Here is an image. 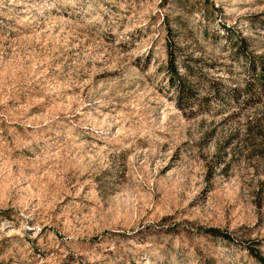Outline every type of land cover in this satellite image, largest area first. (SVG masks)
I'll list each match as a JSON object with an SVG mask.
<instances>
[{
	"label": "rangeland",
	"instance_id": "obj_1",
	"mask_svg": "<svg viewBox=\"0 0 264 264\" xmlns=\"http://www.w3.org/2000/svg\"><path fill=\"white\" fill-rule=\"evenodd\" d=\"M263 68L264 0H0V264H264Z\"/></svg>",
	"mask_w": 264,
	"mask_h": 264
},
{
	"label": "trees",
	"instance_id": "obj_2",
	"mask_svg": "<svg viewBox=\"0 0 264 264\" xmlns=\"http://www.w3.org/2000/svg\"><path fill=\"white\" fill-rule=\"evenodd\" d=\"M240 43L242 44L243 40H240ZM173 52H174L173 47H168V49H167V54H168L167 70H168V73L170 75L169 76L170 84L177 88V92L179 93V100L180 101H181V99H184L186 94L188 95L187 98H192L191 93L188 91V89H186V87L180 81L179 72L177 70L176 64H174V61L176 58H175V55H173ZM249 66H250L249 68L254 72L257 69V67H255L254 64L250 63ZM262 70H263L262 74H264V68ZM212 84H214V83H212ZM260 84H262L264 86V75H263V80L262 81L260 80ZM217 91L218 90L215 89L214 92L216 93ZM212 232H215L217 235H220V236L224 235L223 233H220V231L215 230V229H213Z\"/></svg>",
	"mask_w": 264,
	"mask_h": 264
}]
</instances>
